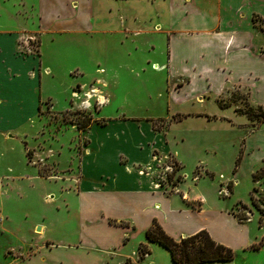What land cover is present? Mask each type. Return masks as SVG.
<instances>
[{
  "label": "rangeland",
  "instance_id": "rangeland-1",
  "mask_svg": "<svg viewBox=\"0 0 264 264\" xmlns=\"http://www.w3.org/2000/svg\"><path fill=\"white\" fill-rule=\"evenodd\" d=\"M52 1L0 0V23H24L19 15L10 17L16 10L22 11L21 3L32 12L33 5L45 7L47 2L48 7H58ZM59 4L68 10L71 5L75 8L73 14L61 9V17L69 22L65 27L70 30L40 34L41 71L44 66L48 70L41 76L37 109L41 119L29 106L16 113L0 112V128L11 130L8 141L0 133V174L9 168L33 174L35 168L39 176L49 180L44 185L37 180L32 185L19 181L23 185L7 189L17 192L22 201L9 216L6 230L0 229V264H123L125 257L135 261L133 264H174L162 245L146 243L144 233L138 232L150 212L145 192L139 197L140 210L128 217L136 233L127 235L125 244L117 247L121 234L112 226L95 225L100 217L95 218L92 211L94 202L90 195L79 193L71 181L87 138L100 143L106 132L115 128L106 130L100 125L116 119L142 125L140 133L134 127L136 137L151 146L157 144L152 156H142L145 164L135 166L139 174H150L143 176L142 182L149 186L154 183L156 190L172 196L173 208L181 199L190 203L187 194L204 196L198 220L214 228L234 252L230 261L208 264H264V122L235 111V107L252 108L257 115L259 105L248 102V91L230 88L228 94L218 97L211 86L206 89L210 81L197 78L177 93L180 81L166 68L165 34L132 31L152 29L156 23H133L125 6L113 0H59ZM91 7L95 17L90 23ZM33 12L36 16L38 11ZM22 40L30 50H37L36 36L28 33ZM224 102L231 104L219 106ZM22 117L28 119L21 125ZM80 124L86 126L79 130ZM148 124L160 135H152ZM22 132L27 145L23 137L19 136L21 142L16 137ZM132 135L130 132L129 137ZM97 153L91 146L92 164L85 175L89 183L99 178ZM108 167L106 171H114L113 166ZM3 178L2 192L9 183ZM199 205L200 200H193L188 209L193 213L192 206ZM231 215L237 221V217L243 218L239 221L245 228L243 236L230 226ZM84 216L95 219L83 224ZM182 217L188 221V212ZM36 220L45 224L41 233L33 231ZM95 231L105 237L96 238L92 235ZM80 238L84 247L68 249L70 244H79ZM46 241L51 246L31 253ZM140 243L149 250L143 259L139 258Z\"/></svg>",
  "mask_w": 264,
  "mask_h": 264
},
{
  "label": "crops",
  "instance_id": "crops-1",
  "mask_svg": "<svg viewBox=\"0 0 264 264\" xmlns=\"http://www.w3.org/2000/svg\"><path fill=\"white\" fill-rule=\"evenodd\" d=\"M4 1L6 0H2V2ZM48 1L51 2V0ZM113 1L121 2L125 6L133 23H156L152 25V29L147 28L145 31L134 29L133 32H159L165 34L167 39L165 59L168 64L166 68H169L180 81L176 85L177 89H174L175 92L179 93L180 89L189 86L191 79L201 78V81H210V84L206 85V89L211 86L217 92L218 97L225 93L228 94L230 88L246 89L249 93L248 102L253 106L259 105L264 109V101L261 96L264 95L262 93L264 92V68L261 67L264 62V0ZM49 3L47 2L45 7L31 5L32 12H28L25 3H21L22 11L16 10L10 14V17L13 19L19 15L24 23L17 26L0 23L1 113L6 110L16 113L29 106L34 109V115L39 118L37 109L40 105L38 102L41 92V76L48 73L47 66H44L41 71L40 34L70 30L65 27L69 22L61 17V13L66 11V13L73 14L75 8L74 4V7L71 5L69 10L67 6L61 7L59 0L52 1L58 7L55 5L48 7ZM64 5H67V2ZM91 9L92 7L88 8L89 22L94 16ZM33 10L38 11L36 16H34ZM108 15L110 16V9H108ZM28 33L37 37V50H30L27 43L22 40V37ZM26 119L28 118L22 117V123L20 124H24ZM116 120H109L106 124L100 125V128L107 130L115 127L121 130L118 131L114 128L106 132V136L101 138L100 143L87 138L83 155L80 154L81 157L79 156L75 178H71L79 193L81 192L84 196L90 195V201L94 202L95 205L92 211L96 214L95 218H98L97 215L100 217L95 225L100 224L101 226L115 228L117 233L123 237L118 240L120 244H117V247H121L125 244L127 235L136 233V226L128 217L133 211L140 210L139 197L142 192H145L144 194L151 205H149L150 212L144 221V225L138 228V232L140 231L145 235V230L155 219L164 231L175 239L192 235L205 227V230H208L207 232L215 241L228 245L224 239L216 234L214 228L198 220V217L202 216L201 200H204L203 195L197 198V194L193 196L187 194L190 203L193 200H200V205L197 208L192 206L193 213H191L188 209L190 203L187 201L184 202L181 199L178 207L173 208L171 206L174 201L171 198L172 196H166L156 190L154 183L149 186L142 182L143 176H149L150 174L148 172L139 174L135 166L144 165L147 160L142 156H150V154L152 156V151L157 147V144L154 143L151 146L150 143H144L143 138H140V136L136 137L134 127H138L139 130L136 132L140 133L142 125L138 124L136 127L132 123H121V121ZM125 124L130 131L125 127ZM148 125V130L152 135H155V137L160 135L157 134L159 131H154L150 124ZM8 131L11 130L0 128V133L5 141L10 139L7 136ZM130 132L133 134L131 137H129ZM19 136L23 137V142L27 145L26 134L22 132L16 135L17 138ZM19 140L21 142L20 138ZM94 144H97V146ZM91 146L98 150L96 154L98 163L95 166L93 162V165L95 168H100V173L99 178L89 183L86 182L85 175L88 173L86 171L87 166L92 164L89 162L92 158L90 154ZM120 147L121 149L117 150L115 154L113 150ZM151 160H154L153 157ZM109 165L114 167L113 172L106 171L109 170ZM16 169L9 168V170L0 174V177L4 176L3 179H9L7 181L9 182L7 183L8 187L5 188L4 193L0 191V212L3 216V221L0 223L1 230H6L9 216L17 211L22 201L17 192L10 193L7 189L23 185L19 181H24L30 185L35 180L41 182L42 185L49 181L47 178L39 176L35 168L31 170L33 174H27V170L23 172ZM157 207L159 209H156ZM187 212L189 220L183 221L182 213ZM95 218L90 219L89 216L91 221ZM165 218H170L171 221H166ZM230 218V226L239 236H243L245 229L243 222L237 221L233 215ZM89 219L84 216L81 218V223L84 224ZM44 227L43 222L36 220L33 231L41 233ZM92 235H96V238L100 240L105 237V235H99L96 231ZM82 241L83 239L80 238L79 244H70L68 249L70 247H84L80 245ZM145 242L156 243L149 242L146 239ZM49 246H51V243L48 241L41 242L31 253L38 252L40 249H47ZM127 258L130 257H125L124 263ZM42 260H45L44 256ZM130 260L135 262L131 258Z\"/></svg>",
  "mask_w": 264,
  "mask_h": 264
},
{
  "label": "trees",
  "instance_id": "trees-1",
  "mask_svg": "<svg viewBox=\"0 0 264 264\" xmlns=\"http://www.w3.org/2000/svg\"><path fill=\"white\" fill-rule=\"evenodd\" d=\"M219 106L226 107L229 106V103H220ZM235 111L239 114H244L248 119H257L264 122V110L261 106L257 107V115L253 113L252 108L248 110L235 108ZM85 126L80 124L77 128L81 130ZM231 183L230 180L227 184L228 189L231 187ZM237 219L242 221L243 218L237 217ZM145 239L149 242H156L162 245L169 252L174 264L224 262L234 258L233 250L215 241L205 229L199 230L192 235L175 239L167 234L161 225L153 219L152 223L145 230ZM252 248L256 249L257 247L253 245ZM138 250L140 259H143L149 253L144 243L139 244ZM125 264H133V262H131L130 258H127Z\"/></svg>",
  "mask_w": 264,
  "mask_h": 264
},
{
  "label": "built area",
  "instance_id": "built-area-1",
  "mask_svg": "<svg viewBox=\"0 0 264 264\" xmlns=\"http://www.w3.org/2000/svg\"><path fill=\"white\" fill-rule=\"evenodd\" d=\"M2 221H3V216H2V214L0 212V223H2Z\"/></svg>",
  "mask_w": 264,
  "mask_h": 264
},
{
  "label": "water",
  "instance_id": "water-1",
  "mask_svg": "<svg viewBox=\"0 0 264 264\" xmlns=\"http://www.w3.org/2000/svg\"><path fill=\"white\" fill-rule=\"evenodd\" d=\"M39 228V227H38ZM37 230H39V229H37Z\"/></svg>",
  "mask_w": 264,
  "mask_h": 264
},
{
  "label": "bare ground",
  "instance_id": "bare-ground-1",
  "mask_svg": "<svg viewBox=\"0 0 264 264\" xmlns=\"http://www.w3.org/2000/svg\"><path fill=\"white\" fill-rule=\"evenodd\" d=\"M157 67V66H156Z\"/></svg>",
  "mask_w": 264,
  "mask_h": 264
}]
</instances>
